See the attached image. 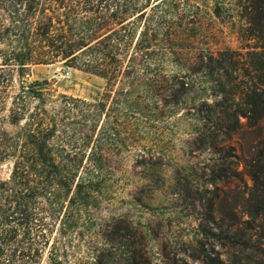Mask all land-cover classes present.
I'll list each match as a JSON object with an SVG mask.
<instances>
[{"label": "rangeland", "instance_id": "obj_1", "mask_svg": "<svg viewBox=\"0 0 264 264\" xmlns=\"http://www.w3.org/2000/svg\"><path fill=\"white\" fill-rule=\"evenodd\" d=\"M178 3L163 76L137 89L142 76L130 73L111 87L62 63L8 78L0 127L9 134L17 130L8 110L21 86L41 93L48 110L62 96L104 105L103 140L90 145L108 168L98 207L74 233L54 236L39 264H264L259 210L253 220L264 201V118L251 127L242 116L245 94L264 93V73L245 61L257 55V43L247 41L238 0ZM237 56L243 60L235 67L228 59ZM27 96L31 110L38 100ZM123 98L139 109L119 106ZM9 176L4 165L0 179Z\"/></svg>", "mask_w": 264, "mask_h": 264}, {"label": "trees", "instance_id": "obj_2", "mask_svg": "<svg viewBox=\"0 0 264 264\" xmlns=\"http://www.w3.org/2000/svg\"><path fill=\"white\" fill-rule=\"evenodd\" d=\"M179 4L178 0H0V111L11 73L22 76L32 66L62 63L106 80L111 87L130 73L135 80L142 76L136 89L150 78H160ZM238 4L240 18L248 24L245 31L250 32L247 41L254 40V49L259 50L245 61L264 73V0H238ZM242 60L237 56L228 62L237 67ZM21 89L8 110V123L17 127L16 132L9 134L0 127V170L10 166L9 178L0 179V264H39L54 236L83 226L90 210L98 207L108 169L100 149H90L94 137L95 145L104 137L99 127L102 103L62 96L48 110L41 93L30 85ZM143 89L149 93L154 86L145 83ZM28 94L38 100L31 110ZM245 97L248 111L242 116L252 127L264 118V93L253 88ZM121 104L140 106L125 98ZM91 107L94 113L89 118ZM260 155L264 157V138ZM249 176L259 183L255 166ZM258 210L264 218V201L253 220Z\"/></svg>", "mask_w": 264, "mask_h": 264}]
</instances>
